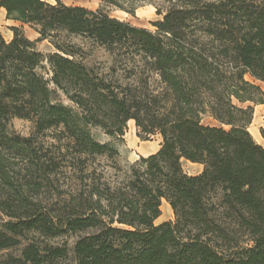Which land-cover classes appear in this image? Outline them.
<instances>
[{
  "label": "trees",
  "instance_id": "trees-1",
  "mask_svg": "<svg viewBox=\"0 0 264 264\" xmlns=\"http://www.w3.org/2000/svg\"><path fill=\"white\" fill-rule=\"evenodd\" d=\"M100 1L92 10L0 0L6 19L39 35L0 33V212L9 218L0 251L27 240L0 264H59L67 247L47 239L63 231H88L74 243L75 264H264V147L248 131L252 106L234 103L264 104L244 78L264 83V0H160L155 32L105 10L151 0ZM71 37L104 49L110 65H86ZM41 40L55 51L40 52ZM14 117L33 133L9 132ZM130 120L160 148L121 166L117 146L92 130L118 140ZM47 130L65 145L48 158L36 137ZM68 152L69 199L48 206L38 188ZM13 156L23 161L11 182ZM97 158L111 162L114 180L92 167ZM182 161L202 170L189 175ZM162 200L174 220L156 224Z\"/></svg>",
  "mask_w": 264,
  "mask_h": 264
},
{
  "label": "rangeland",
  "instance_id": "rangeland-1",
  "mask_svg": "<svg viewBox=\"0 0 264 264\" xmlns=\"http://www.w3.org/2000/svg\"><path fill=\"white\" fill-rule=\"evenodd\" d=\"M47 1L54 2V0ZM61 1L68 5H81L92 10L97 9L102 5L100 0ZM161 5L162 2L160 0H151L146 2L124 3V9H119L114 6H105V10L111 17H116L120 20L129 22L134 26L142 27L155 32L156 27L154 26V23L161 19V16L156 14V7ZM11 26L21 27L23 35L30 40H35L39 36L38 33L28 25H21L18 22L6 19L5 12L0 9V33L6 41H10V39L12 38V32L10 30ZM69 41L81 47L83 53V62L86 65L98 68H107L110 65L111 57L104 49L91 45L89 42L81 40L79 37H71L69 38ZM36 47L43 54L52 53L55 51L48 40H41L36 42ZM244 78L247 81L259 86V88L264 92V83L254 80L247 74L244 76ZM60 99L64 104L69 105V100H67L62 94H60ZM234 103L243 107L247 105L252 106L253 115L252 121L248 125V131L252 135L253 139L264 147V104H255L249 102L245 104H239L236 101H234ZM204 121L207 122L210 120L204 119ZM8 131L20 136L27 137L33 133L34 127L31 121L14 117L9 121ZM52 132V130H47L44 133L37 134L36 137L39 156L45 155L48 158L56 156L59 149L64 150V141H61L60 143L57 142L53 138ZM92 133L97 140L109 141L117 146L119 157L116 161L121 166L135 162L139 159L140 156L146 157L152 153H155L160 148V137L158 135H153L145 138L143 136L139 137L137 135V129L132 120L128 121L127 128L123 136L118 140L106 137L97 129H93ZM10 158V164L13 169H10L9 181L13 182L17 177L16 171H18L22 167L23 160L19 159L17 156H13ZM108 165H111L110 161H107L104 158H97L92 167L96 169V172L101 171L104 168V170L107 172L105 173V177L109 180H114V172L110 167H108ZM182 169L189 175L198 174L197 170L195 169V165L190 164L186 161H182ZM70 175L68 152L67 159H65L61 163L59 169L52 175V177L50 178L51 181L42 183L38 188V195L45 204H48L49 206V204H51L52 201L56 200L58 196L69 199V190L73 182V179ZM165 205L166 201L162 200L160 206L161 213L155 221L156 224L164 221L174 220L172 210L167 211L163 209ZM54 212L56 214H60V211L57 209H54ZM8 220L9 218L0 212V227L4 222ZM87 232L88 231L69 233V231H63L56 237L47 239L49 243L56 245L65 244L67 247L68 255L64 260L59 261V264H75V260L73 257L74 243L79 237L84 236ZM25 236L26 238H30L32 236V233H26ZM26 242L27 240L21 239V244L19 246L0 251V261L8 257H19L21 249Z\"/></svg>",
  "mask_w": 264,
  "mask_h": 264
},
{
  "label": "crops",
  "instance_id": "crops-1",
  "mask_svg": "<svg viewBox=\"0 0 264 264\" xmlns=\"http://www.w3.org/2000/svg\"><path fill=\"white\" fill-rule=\"evenodd\" d=\"M3 10V9H2ZM4 11V10H3ZM188 162V161H186ZM190 164H193L195 165V169L197 170V173H199L201 170H202V165L201 164H198V163H191V162H188ZM165 201V200H164ZM167 203V202H166ZM157 220V219H156Z\"/></svg>",
  "mask_w": 264,
  "mask_h": 264
},
{
  "label": "bare ground",
  "instance_id": "bare-ground-1",
  "mask_svg": "<svg viewBox=\"0 0 264 264\" xmlns=\"http://www.w3.org/2000/svg\"><path fill=\"white\" fill-rule=\"evenodd\" d=\"M2 10V9H1ZM253 134V133H252ZM259 136V135H258ZM257 137V135H256ZM257 140V139H256ZM146 151V150H145ZM163 209L167 210V211H171L170 206L166 203V205L163 207Z\"/></svg>",
  "mask_w": 264,
  "mask_h": 264
}]
</instances>
